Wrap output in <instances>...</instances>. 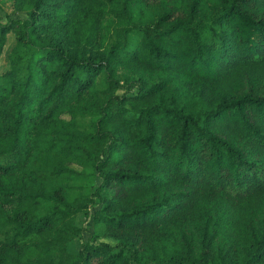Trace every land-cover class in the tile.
<instances>
[{
  "label": "trees",
  "instance_id": "1",
  "mask_svg": "<svg viewBox=\"0 0 264 264\" xmlns=\"http://www.w3.org/2000/svg\"><path fill=\"white\" fill-rule=\"evenodd\" d=\"M11 4L0 264H264V0Z\"/></svg>",
  "mask_w": 264,
  "mask_h": 264
},
{
  "label": "rangeland",
  "instance_id": "2",
  "mask_svg": "<svg viewBox=\"0 0 264 264\" xmlns=\"http://www.w3.org/2000/svg\"><path fill=\"white\" fill-rule=\"evenodd\" d=\"M15 16H23V13L18 12L12 8L11 0H0V22H5L7 17L13 18ZM11 42V37L8 36L7 45ZM5 67V61L3 55L0 56V70ZM67 118V116H64ZM93 119V116L89 113L79 114L76 117V123L81 130H86L88 124ZM79 170L78 167H75ZM96 178L88 171H84L83 175L77 178L72 179L71 184L76 185L78 190L83 194H90L93 191V187L96 184ZM96 207L89 208V211L92 212ZM77 224L82 228V231L79 237L73 239L67 244V250L69 253L76 252L80 244L87 242L90 237L93 236L95 229L93 227L90 215L84 216L83 214L77 217ZM33 248L30 247L26 250L25 257H31L33 255Z\"/></svg>",
  "mask_w": 264,
  "mask_h": 264
}]
</instances>
